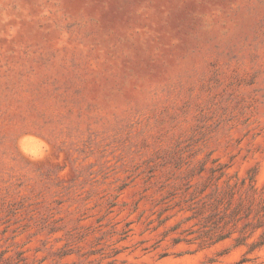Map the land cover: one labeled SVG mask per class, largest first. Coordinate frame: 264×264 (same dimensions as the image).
Listing matches in <instances>:
<instances>
[{
	"label": "rangeland",
	"instance_id": "obj_1",
	"mask_svg": "<svg viewBox=\"0 0 264 264\" xmlns=\"http://www.w3.org/2000/svg\"><path fill=\"white\" fill-rule=\"evenodd\" d=\"M0 264H264V0H0Z\"/></svg>",
	"mask_w": 264,
	"mask_h": 264
}]
</instances>
